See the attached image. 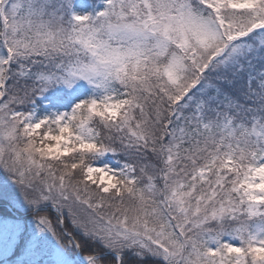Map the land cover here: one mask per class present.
Listing matches in <instances>:
<instances>
[{"label": "snow or ice", "instance_id": "6c2138e0", "mask_svg": "<svg viewBox=\"0 0 264 264\" xmlns=\"http://www.w3.org/2000/svg\"><path fill=\"white\" fill-rule=\"evenodd\" d=\"M0 264H264V0H0Z\"/></svg>", "mask_w": 264, "mask_h": 264}]
</instances>
